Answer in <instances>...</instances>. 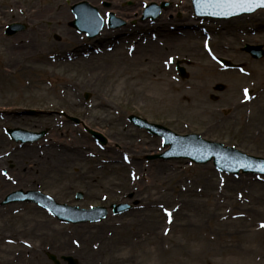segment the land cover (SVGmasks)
<instances>
[{
  "label": "rangeland",
  "instance_id": "374dc122",
  "mask_svg": "<svg viewBox=\"0 0 264 264\" xmlns=\"http://www.w3.org/2000/svg\"><path fill=\"white\" fill-rule=\"evenodd\" d=\"M164 1L171 5L160 19L142 20L145 6ZM79 2L97 8L106 22L114 15L124 24L115 29L106 24L90 38L72 26V7ZM58 5L72 20L58 18ZM14 22L28 30L8 38L4 28ZM150 34L178 45L158 46L151 53ZM248 43L264 46V11L213 22L198 21L190 0H0V181L5 184L0 186V209H16L0 216V262L19 264L21 249L29 247L41 264H53L47 255L61 264H66L65 255L80 264H264V237L259 234L264 222L257 225L264 221V191L253 188L264 177L223 174L213 163L149 161L148 156L164 150L162 139L129 121L137 116L177 135H199L264 159V58L256 61L244 53ZM120 54L159 59L160 73L145 77L144 68L126 62L121 66ZM220 58L242 71L223 68L216 60ZM170 59L183 63L187 80ZM245 90L251 94L248 104H243ZM242 121L261 136H246ZM48 127L50 135L29 149L12 142L4 130ZM87 130L102 134L111 145L95 142ZM153 179L156 184L148 186ZM204 180H225L235 187L220 191ZM190 183H198L200 193L180 197ZM246 187L254 192V206L248 204ZM35 189L80 210L106 209L108 217L100 223L65 225L37 205H3L9 194ZM76 195L83 198L77 201ZM166 195L168 199L151 203L154 196ZM178 198L197 205L175 212ZM120 205L127 210L116 215L113 207ZM156 214L163 218L158 243L155 233L136 236L145 228L138 220ZM175 214L176 220L169 219ZM208 214L211 219L203 218ZM167 223L174 224L169 233ZM124 238L138 242L123 247Z\"/></svg>",
  "mask_w": 264,
  "mask_h": 264
},
{
  "label": "water",
  "instance_id": "95a60500",
  "mask_svg": "<svg viewBox=\"0 0 264 264\" xmlns=\"http://www.w3.org/2000/svg\"><path fill=\"white\" fill-rule=\"evenodd\" d=\"M215 3H216V0H194L193 1L194 8L196 9V12L198 15L205 16V17H212V18L228 19V18L241 16L243 14H249V13L254 12L255 10L260 9V8L264 9V7H258L252 11H239V10L233 11V10H227V9L215 7L214 6ZM151 9H155V8H151ZM160 10L161 9L159 8L156 14L159 15ZM74 12H75L76 16L78 17V21L74 24V26L77 29H79L81 32H88V33H92L93 35H97L102 30L103 24L98 19L96 10L94 8H91L87 3H82V4L77 5ZM24 30H25L24 26L16 25V24L11 25L9 27L8 35H14L20 31H24ZM260 51H261V47L250 49V52H252V54L255 57H262L263 56V53ZM182 72H183V77L185 78L186 74H185L184 69H182ZM131 120L133 122H136L137 124H139L140 127L147 128V129L152 128L149 125H147L146 123L140 121L139 119L132 118ZM155 129H156V127H155ZM156 130L157 131H154L152 129L151 132L153 134L163 136L166 140V145H172L173 144L169 140L170 138L165 133V131L162 130V128L157 127ZM91 133L93 136L102 139V137L99 134L94 133V132H91ZM42 136L43 135L35 137L34 139L30 140V142L37 141ZM15 140L21 141L18 138H15ZM181 140H182V142L194 143V144L198 145V150L197 151L184 152V153H176L174 155L168 156L169 159L170 158H185V159H191L192 161L197 162V163H207L214 158L216 167L220 170H223V171L232 172V173H238L240 170H243L244 172L252 171L254 173L264 172L261 170L263 168H259V167H256L255 165L251 164L249 162L250 160L244 159V158L240 157L239 155L235 156L236 154L235 155L232 154L234 151H231L230 149L223 150V148L221 146H216L212 143H206V142L200 140L199 137L192 136V137H187V138H184ZM218 151H221L223 153L219 154ZM200 152H202L203 155L197 156V153H200ZM220 159H222V161ZM235 162L236 163L244 162V164L236 165ZM258 165L261 167H264V165H261V164H258ZM14 195H16V197H14V199H12V200L10 198L8 200V202H13L16 200L34 201L32 199H29L28 197H24L20 193H16ZM60 218L64 221H71V220L67 219V217H65V216L60 217ZM78 221L79 220H76L74 222H78Z\"/></svg>",
  "mask_w": 264,
  "mask_h": 264
},
{
  "label": "bare ground",
  "instance_id": "6f19581e",
  "mask_svg": "<svg viewBox=\"0 0 264 264\" xmlns=\"http://www.w3.org/2000/svg\"><path fill=\"white\" fill-rule=\"evenodd\" d=\"M55 12L57 13L58 18H60L61 20L67 21V20L71 19L68 10L66 8L60 6V5L57 6V8L55 9ZM162 28L163 27H160L159 29H162ZM150 37H151V39L148 38L149 40H148L147 47H148L149 50L150 49H154L155 50V52H151V53H156V50L159 49L158 46L175 47V46L178 45L177 42H174L173 40L163 43V42L158 41V39L156 37H154L153 35L151 36V34H150ZM140 45H141V43L138 42V46L139 47H141ZM179 45L182 46V47H184V43H181ZM157 55H155V56H157ZM110 58L112 59V58H114V56H108L107 57V60H110ZM130 61H132V62H130ZM125 62L128 63L130 66L134 67V69L144 68L143 69L144 72H142L141 75H143L145 77L146 76L153 77L155 74H159L160 73V72H156L158 70L159 65H160V60L159 59H152V58H147V57H143L141 59H138V58L137 59L136 58H129V57L124 58V56H122L120 54V65L121 66H124L123 63H125ZM153 66L156 68V70H151V67H153ZM249 76H257L258 78H261L260 74H254V73L252 74L251 73ZM242 124H243V121H242ZM250 125H252V124H249L247 121H244V124H243V127L245 129L244 130V134L246 136H250V137L257 136L256 138H259L261 135L259 133H254L253 130L250 129ZM219 126L220 125H214V128H218ZM261 137H264V135H262ZM110 145H111V143H109V146ZM32 155L33 154L31 153V156ZM202 155H203L202 152L197 153V156H202ZM220 160L222 161V159H220ZM235 164L236 165H240V164H244V162H241V163H236L235 162ZM154 181H157V179H153V181L148 186L153 187L156 184V182H154ZM251 182L252 183H256L254 181H251ZM2 183L4 184L3 181H0V186H1ZM233 184H235V183H233V182L228 183L225 180L220 181L219 184L214 183V182H211L209 180H204V185L205 186H207L208 188H217L218 187V190H220V191H226V190L232 191L233 188L235 187ZM196 185H199V184L196 183ZM196 185H194V183H190V186H188V188L183 189V191H181L180 197H183L186 194L196 195V193H200L198 190L195 189L196 188ZM257 187L260 188V191L261 192L264 191V183L263 182L258 183V184L256 183V185H253V188L256 189ZM244 192L246 193L247 196H251V201L248 204L254 206L255 205L254 203L256 202L255 200L252 199V197L254 195V192L251 189H248L247 187L244 190ZM167 197H168V195H166V196H154L153 199H152V201H151V203L154 204V203H156V202H158L160 200H166V199H168ZM261 197H258V200L259 201H261ZM178 199L179 200H182L181 198H178ZM178 199H176L177 201H175L176 204L174 205V209H173V211H175V212H179L181 209H184V208H187V207H191V206L194 207V206L197 205L196 203H194L193 201H191L189 199L182 200L183 202H180ZM163 207H167V206H163ZM166 210H168V209H166ZM15 211H16L15 208H11V209H8V210L0 209V216L1 215L13 214ZM156 215H157L156 217L151 216L152 219H149L146 216L145 218H143V220L142 219L140 221L138 220V222L141 223L143 226H145V228L143 227L140 230V232H138L136 234V236H138L140 233H144L147 236L152 235L153 233H155V236L157 237V243H158V239H160L161 237L157 233L158 232L157 230H160L159 229V226L162 227V225H163V222H162L163 221V218L161 216H159L158 214H156ZM175 215H170L169 219H171V217H172V218H174V220H176L179 217V214L176 215V216ZM260 216H261V218L264 219V213L262 215H260ZM204 217H208L209 219H211V216L209 214L207 216H203V218ZM225 217H227V215L221 216L219 218H225ZM261 220H260V223L257 224V225H260V227H261V224H263L261 222H264V221H261ZM203 221H204V219H203ZM251 221H254V220L252 219ZM173 225L174 224H171V223H167L165 225L164 230L166 229V233H169V231L174 228ZM202 228L203 227H201V229ZM258 231L260 232V229ZM122 232H123V230H122ZM259 234H262L263 237H264V229ZM206 237L207 236H205V238ZM212 241L214 242V244H216V241L214 240V238H212ZM133 242L137 244L138 240L132 241L131 239H125L124 238L123 241L120 242V244L123 247H126L128 245H134ZM114 246L115 245H113V247ZM154 248L157 249L158 248V245L155 244V247ZM33 250L34 249H31L29 247L22 248L20 252H21V255H23V260L24 261L22 260L19 264H41L36 259L37 252H34ZM217 255H223V256H225L222 253L221 254L220 253H217ZM0 264H12V263H10L9 260H5L3 262H0Z\"/></svg>",
  "mask_w": 264,
  "mask_h": 264
},
{
  "label": "snow or ice",
  "instance_id": "6c2138e0",
  "mask_svg": "<svg viewBox=\"0 0 264 264\" xmlns=\"http://www.w3.org/2000/svg\"><path fill=\"white\" fill-rule=\"evenodd\" d=\"M215 7L227 10L252 11L264 7V0H216ZM247 95V90H245ZM264 171V169H261Z\"/></svg>",
  "mask_w": 264,
  "mask_h": 264
}]
</instances>
